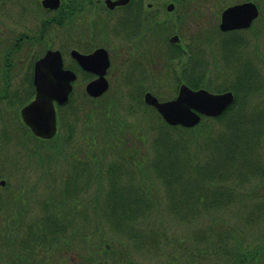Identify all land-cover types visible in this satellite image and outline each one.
I'll list each match as a JSON object with an SVG mask.
<instances>
[{"label":"trees","instance_id":"1","mask_svg":"<svg viewBox=\"0 0 264 264\" xmlns=\"http://www.w3.org/2000/svg\"><path fill=\"white\" fill-rule=\"evenodd\" d=\"M245 1H254L260 6L257 0ZM33 2H35L33 10L42 15L39 44L48 39L43 32L46 28L45 33H48L46 26L48 19H52L55 26L63 27L70 16H77L78 11L68 16V0H63L61 8L54 11L53 15L43 9L41 1ZM260 9L262 12V6ZM144 15L147 16L149 13L146 12ZM146 20L151 18L148 17ZM255 23L252 28H255ZM139 25L137 18L133 27L138 29ZM160 25L161 21L155 23L153 19L151 20V27ZM216 29L220 34L234 35L233 40L226 39L221 43L226 49L233 43L242 45L247 43L245 39L236 37L246 30L222 33L217 26ZM33 33V30L23 32L26 42L28 41L26 36L30 37L29 46H32ZM175 48L176 52L168 55L167 60L175 67V72L172 74L180 77L176 78L174 88L170 85V94H162L158 88L152 90L160 100L173 98L177 95L180 84L187 83L192 88H206L216 93L232 91L235 94L234 104L218 118L203 117L201 124L194 128L173 127L163 120L155 108L145 104L144 94L147 89L143 90L145 93H141L140 102L145 109L151 111L149 114L146 112L143 114L148 115L149 120L146 119V122H149L148 125L158 135L153 142L157 158L148 165L146 158L138 156L136 150L135 154L132 152L133 160H129L126 156L125 152L133 147L136 141L134 139L136 130L143 128L147 133V128L142 126L144 123L136 128L135 125L125 122L127 124L123 128V120L107 118L109 123L116 120L113 124L120 129L118 132L120 137L113 140L108 148L117 152L116 161L114 160L107 172L101 171L99 168L103 166L106 153L103 152L104 158H102L100 147L97 148L100 137L91 140L94 143L93 148L97 149L100 157H96L97 154L94 152L93 162L85 160L88 166L93 164L97 169L98 185L93 193L95 195L90 198L86 197L90 184L87 172L91 171L90 168L81 167L82 161L73 160L75 155L73 152L67 154L66 148H71V145L69 147L72 138L71 127L68 126L67 133L62 138L59 132L53 139L43 140L32 134L22 122L18 112V125H21L23 130H27L28 138L38 144L35 148L37 155L41 154L40 144L56 142L51 149L54 155H50V159L57 160L59 156L62 158L64 156L72 171L63 182L58 197L55 195V190L49 193L47 199L40 204L42 207L40 214L29 219L27 215L30 213L28 211L30 197H25L23 193L25 188H19L16 192L1 197L0 218L6 226L0 228V246L2 244L5 246L3 248L5 253L2 255V258L7 260L5 264H111V257L123 249V242L121 240L119 245L115 246L107 239L102 227L105 222L120 236L127 237L138 246L144 245L143 239H149L154 243L160 239L159 232H162L164 221L153 218L168 212L180 216L188 223L195 220L186 218L188 216H200L214 209L220 212L224 208H231L230 205H234L237 188L264 174V165L258 161L260 157L257 155V149L262 144L264 136V110L260 108L262 107L260 99L256 102L252 101L253 95L258 93L257 70L243 66L244 70L237 71L233 82L230 83L227 76L228 79L218 80L213 86L207 70L195 69L197 63L198 66H202V60L196 61L192 55L187 58L188 60L183 59L179 46ZM45 51L42 50L40 56ZM186 60L187 65H183ZM177 69L181 73H178ZM249 77L255 79L250 80ZM27 79L29 92L27 91L23 98L16 90L14 103L25 105L33 97L35 92L32 73ZM260 86L263 87V84ZM84 95L90 101L99 102L101 99L90 98L85 92ZM9 97L11 92L10 87L7 86L0 95V101ZM109 104H115V101L108 103L106 107L108 111L114 113L115 110L111 109ZM110 128L105 130L106 133L104 132V142L111 138ZM125 130L127 132L124 133ZM80 151L81 149L78 150ZM95 160L98 163H95ZM104 176H109L107 187H103ZM2 177L0 173V179ZM81 178L85 180L84 186ZM226 181L236 184L229 185ZM254 192L257 193V190ZM245 196L248 198V193ZM90 208L102 214V223L98 221L95 227L87 228L85 222ZM261 216L260 210L247 212V221L250 222L254 217ZM149 220L152 222L151 225H148ZM157 220L161 225L156 226ZM211 220L207 226L194 233L193 245L199 244L201 247L199 252L204 260H209V257L214 255L222 257V264H260L261 260H264L263 245L256 247L253 246L254 243L244 241V236L233 232L231 224L225 219L211 218ZM226 224H230V228ZM236 236L239 238L237 241L234 239ZM163 237L166 238V235L163 234ZM76 252L79 256L68 258V254L76 255ZM3 259L0 258V264Z\"/></svg>","mask_w":264,"mask_h":264},{"label":"rangeland","instance_id":"2","mask_svg":"<svg viewBox=\"0 0 264 264\" xmlns=\"http://www.w3.org/2000/svg\"><path fill=\"white\" fill-rule=\"evenodd\" d=\"M33 1L35 0H25L23 5L21 3L10 5L7 7V15L0 17V95L4 91L6 81L12 76L11 78L14 79V90L20 92L23 98L25 97L24 95H26L27 89H29L27 77L33 59L32 54L38 53V51L41 53L42 50H46L47 48L60 49L63 51L65 60L67 61L69 55L66 57L65 51L67 50V53H69L70 46L79 49L78 42L82 37L81 35H83L80 24L85 21V16L82 18L81 13H77V19L75 20L77 21L75 23L76 27L70 24L63 27L53 26L50 27V30L48 28L49 34L45 33V36L48 38L47 41L38 44L36 47L38 51L33 50L29 52L28 56L24 55L23 61L20 57H17L16 53H10L12 58L8 60V63H14V71L12 75L5 74V77L3 74L5 67L4 54L10 51L9 47L14 46L13 39H15V32L13 30L19 34L23 31L38 29L41 34L42 15L38 13L32 14L30 9L35 3ZM243 1L245 0H145L146 5L151 3L155 5L154 8L159 9L161 16H159L158 21H161V25L154 28L142 25V30L148 34L144 41L145 44H143L145 57L141 58L142 64L136 63L140 56L136 55L131 58V62L127 65L131 69L130 76L127 75L126 78L123 75L121 76V74L113 76L111 88L99 102L87 99L84 95L85 82L82 77H79L70 103L61 111L60 137L62 138L66 135L68 126L71 127L72 138L71 144H69L71 148H66L67 154L73 152L75 154L73 155V160L82 161L80 166L90 168L91 170L87 172V179L90 184L86 197L90 198L94 196L95 194L93 193L98 185L96 181V166L93 164L88 166L86 164V161H92L94 152L97 154L96 157H100L97 149L93 148L94 143L91 140L100 137V144L97 148L100 147L99 150L102 158H104L103 154L106 153L103 163L104 167L100 166L99 168L101 171L105 170L104 172H107L108 168L116 161L115 154L117 152L108 150V148L113 143V140L120 137L118 134L120 129L117 125L113 124L116 120L109 123L107 118L123 120V128L126 127L127 123L135 125L136 128L139 124L142 125L144 123L142 126L147 128V133L143 128H138L135 133L134 139L136 141H134L133 147L125 153L129 160H133L132 152L134 153L136 150L138 156L146 158L148 165L153 159L154 161L156 160L157 154L153 142H155L158 135L148 125L149 122H146V119L149 120V118L148 115L143 113L149 114L151 111L147 108L145 109L144 105L141 104L140 96L141 93H145L143 90L152 91L157 88L162 94H170V85L174 88L176 78L180 76L172 74L175 72V67L173 63L168 62L167 58L169 57L168 55L176 52L177 49L175 47L178 45L183 59H187L192 55L196 61L202 60V66H198L197 63L195 69L196 71L200 68L205 69V71L207 70L214 84L213 86H215L218 80L229 78V82H233L237 71L239 69L244 70L243 66L245 68H255L259 73L256 77L259 83L257 87L258 93L253 95L252 101L256 102L260 99V105H262L260 108L264 110V0H257L263 9L259 19L255 23V28L251 27L246 32L236 36L237 38L245 39L247 41L246 44L233 43L231 45H237L238 47L230 45L226 49L221 43L226 39L233 40L234 35L227 36L220 34L216 29V26L219 28L222 11L228 6ZM170 2L176 4L173 12L167 11V5ZM2 20L6 22L9 28L13 29H11L13 32L1 23ZM16 22H20V24H16ZM78 25L80 26L77 27ZM68 35L71 36H69L72 40L70 42L67 41ZM173 36L180 38L178 44L171 42ZM159 42L163 43L161 51L156 49ZM67 43H71V45H68V47ZM120 45L121 43L119 42L113 46H116L118 49V47L122 46ZM187 60L183 65H187ZM169 64H171V68H169ZM177 72L181 73L179 69H177ZM124 79H127V82ZM251 79L255 78L252 77ZM260 84H263V87ZM259 90L261 91L259 92ZM15 100L14 98V102ZM113 100L115 104L109 105L115 112L111 113L106 107ZM22 106L19 102L10 104L9 99L0 101V133L2 134L0 136V173L3 176L2 179L8 182V187L6 186L4 189L0 188V194L6 196L10 192H16L19 188H25L23 190L25 197H30V204H28L30 207L28 211L30 213L27 215L29 219L36 214H40L42 209L40 204L47 199L46 196H49V193L55 190V195L58 197V194L61 192L60 188L72 171V168L66 162L67 159H64V156L63 158L59 156L60 158L57 160L54 158L50 159L49 156L54 155L51 149L53 145H56V142L40 144L41 154L37 155L35 152V148L38 147L36 141L29 139V136L26 135L27 130H23L21 125H18L12 119L15 113H20ZM7 110H9L7 117L11 118L8 119L7 124H2L3 122L1 123V121L4 120L3 117L6 116ZM150 120L152 121L151 118ZM111 125L112 128H110ZM109 128L112 131L110 134L111 138L106 139L104 142L105 130ZM79 149H81L80 152H78ZM257 151V155L260 157L258 161L264 165V136L262 144ZM95 163H98L97 160H95ZM108 177L104 176L103 187L108 186ZM81 180L84 186L83 181L85 183V180L82 178ZM226 183L229 185L236 184V182L231 181H226ZM254 190H257V193ZM247 193L248 198L245 196ZM235 196L234 205H230L231 208H224L220 212L214 209L213 211H208L207 214L202 213L200 216H188L186 218L195 219L188 223L184 222L180 216H174L168 212L161 213V216L153 218L164 221V230L162 229V232H159L160 239L154 243H151L149 239H143L144 245L142 246L129 241L127 237L120 236L110 226L106 225L105 222L102 227L107 239L115 246L119 245V241L122 240L123 242V249L113 254L110 261L111 264H222L223 259L222 257L219 258V255H214L209 257V260H204L203 255H200L199 252L201 248L199 244L193 245L195 244L194 233L198 229L207 226V223L212 221L211 218L227 220L232 226L231 230L239 235L242 234L244 241L254 243L253 246L256 247L264 246V174L237 188ZM255 210H260L262 216L259 218L254 217L252 221L248 222L247 212L251 213ZM88 211L87 221L85 222L87 228L90 226L95 227L98 221L102 223L101 213L98 214L91 208ZM1 219L0 228L6 226L5 222ZM151 224L152 222L149 220L148 225ZM155 224L156 226L161 225L158 220ZM230 224L226 225L230 228ZM163 234L164 236L166 235V238L163 237ZM234 239L237 241L239 238L236 236ZM3 245L0 246L1 259H3V253H5V250H3L5 246ZM75 254H68V258L79 256L77 252ZM6 261V259H3L1 264H5ZM260 264H264L263 259Z\"/></svg>","mask_w":264,"mask_h":264},{"label":"water","instance_id":"3","mask_svg":"<svg viewBox=\"0 0 264 264\" xmlns=\"http://www.w3.org/2000/svg\"><path fill=\"white\" fill-rule=\"evenodd\" d=\"M129 0H118L112 3L125 5ZM47 9L56 10L61 6V0H43ZM174 4L168 5V11H173ZM260 10L256 3L245 2L225 9L221 16L220 30L231 32L249 29L259 17ZM172 42L179 40L174 36ZM75 59L87 70L99 75V78L90 82L87 92L92 97H100L109 89L106 71L110 66L109 54L105 49H99L92 55H84L78 51L72 52ZM77 75L64 68V59L60 50H49L36 62L34 85L36 87L35 99L22 109L25 124L35 136L43 139L53 138L58 129L57 111L55 103L60 105L69 101L73 91V82ZM145 102L157 108L165 121L171 126L193 128L199 125L202 117L217 118L222 116L235 102L232 91L212 93L207 89H193L187 84L180 87L178 96L169 101L161 102L151 92L146 93ZM5 185V181L0 182Z\"/></svg>","mask_w":264,"mask_h":264},{"label":"flooded vegetation","instance_id":"4","mask_svg":"<svg viewBox=\"0 0 264 264\" xmlns=\"http://www.w3.org/2000/svg\"><path fill=\"white\" fill-rule=\"evenodd\" d=\"M118 0H68V16L71 15L73 12L81 13L82 18H85V21L81 23L80 25L82 26V33L81 39L79 40V49L75 47H69L68 45H71V43H67V46L69 47V53L66 50V57L69 55L67 61L65 60L64 57V62H65V67L67 69L73 70L77 74V80L74 82V91H75V86L79 80V77H82L85 86H84V92H86V86L87 84L96 79L99 75L93 71H89L85 69L73 56L72 52L73 51H78L84 55H92L94 54L97 50L99 49H105L108 54H109V61H110V66L108 67L106 71V77L109 81V89L111 88L112 82H113V76L115 75H123L124 78L130 76V66L128 67V63L131 62V58L134 56L138 55L139 60L136 61L139 65L142 64L141 58H144L145 56V49L143 47L144 41L146 40V37L148 34L144 30H142V25H146L148 27L151 26V20L153 19L155 23L158 22L160 12L159 9L154 8L155 5H152L151 3H148L146 5L145 0H129V3L125 5H116L115 7H111L112 3L117 2ZM21 3L22 5L25 3V0H0V17L2 15L6 16L7 14V7L13 4H18ZM110 4V5H109ZM3 7H5L3 9ZM176 7V4H175ZM155 9V10H154ZM32 14H36V12L33 10V6L30 9ZM152 10V11H151ZM154 10V11H153ZM46 11L51 12L53 15L52 10L46 9ZM149 13V15H144L145 13ZM33 15V16H34ZM77 15V14H76ZM51 18L52 16L49 15ZM48 16V17H49ZM47 17V18H48ZM77 16H70V19L67 21V23L64 25H70L73 24L75 26V21ZM151 18V20H146V18ZM138 18V23L140 25L138 26V29H135L133 27V23L135 19ZM1 20V19H0ZM11 22V21H9ZM2 24L6 26V28H9L6 25L5 21H1ZM48 23V24H47ZM47 28L53 27L54 22L52 19L47 20ZM16 24H20V22H16ZM72 25V26H73ZM78 25L77 27H79ZM4 26V27H5ZM45 26V25H44ZM73 26V27H74ZM39 27V26H38ZM76 27V26H75ZM11 32H15V39H13L14 46L9 47L10 51L6 52L4 54V75L5 74H13L14 71V63L10 62L8 63V60L12 58L10 56V53H16L17 57H20L21 60L23 61V56L26 55L28 56L30 51H36V47L38 46V36H39V31L33 30V42L32 46H29V40L30 37L29 35L26 36V39L28 41H25V38L23 37V32L17 33L15 30L12 28H9ZM13 31H12V30ZM46 28H44V34H45ZM48 30V34H49ZM148 31V30H147ZM146 34V35H143ZM70 35L67 36V41H72L71 38H69ZM49 37V36H48ZM71 37V36H70ZM122 40V41H121ZM121 43V47L113 46L114 44ZM162 44L161 42L157 43L156 49L162 50ZM66 45V44H65ZM179 46V45H178ZM8 48V49H9ZM153 49H155L153 47ZM49 50V49H48ZM46 50V52L48 51ZM38 51V50H37ZM134 51V52H133ZM150 51V50H149ZM116 53V54H114ZM124 53V54H123ZM64 56V55H63ZM32 62L30 65V72L28 73L33 77V87H34V95L31 99H29V102H31L35 96H36V87L34 85V74H35V65L36 62L40 59V52L32 54ZM35 57L36 60L34 59ZM14 58V57H13ZM28 75V76H29ZM6 77V75H5ZM12 77V76H11ZM9 77V79L6 81V84L4 85V89L9 86L10 87V92H11V97H9V102L10 104L14 103V96H15V91L14 88L15 86L13 85L14 79ZM28 80V79H27ZM127 82V79H124ZM29 92V89L27 90ZM109 91V90H108ZM107 91V93H108ZM31 93V92H30ZM107 93H105L102 97H104ZM99 97V98H102ZM96 98V99H99ZM68 105V104H67ZM65 105V107L67 106ZM25 105L22 106L20 110V118L23 122L22 114L21 111ZM64 107V108H65ZM7 113H9V110L6 112V116L3 117L4 120L1 121L2 124H7L8 119L11 117H7ZM15 117V118H14ZM14 117L12 118L15 123L19 122V116L18 113H15ZM67 120V119H65ZM7 130V129H5ZM2 134L0 133V136Z\"/></svg>","mask_w":264,"mask_h":264}]
</instances>
